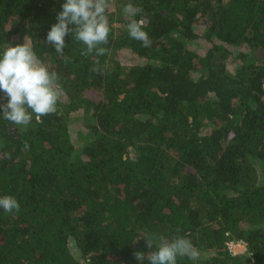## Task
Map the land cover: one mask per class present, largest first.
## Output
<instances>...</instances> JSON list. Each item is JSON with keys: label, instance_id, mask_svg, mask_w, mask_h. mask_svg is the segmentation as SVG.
Returning a JSON list of instances; mask_svg holds the SVG:
<instances>
[{"label": "trees", "instance_id": "trees-1", "mask_svg": "<svg viewBox=\"0 0 264 264\" xmlns=\"http://www.w3.org/2000/svg\"><path fill=\"white\" fill-rule=\"evenodd\" d=\"M63 2L0 0V52L28 44L63 90L27 127L0 112V197L20 204L0 208V264H140L146 234L190 239L177 264H264V0H111L100 72L71 34L67 63L47 43Z\"/></svg>", "mask_w": 264, "mask_h": 264}, {"label": "clouds", "instance_id": "clouds-1", "mask_svg": "<svg viewBox=\"0 0 264 264\" xmlns=\"http://www.w3.org/2000/svg\"><path fill=\"white\" fill-rule=\"evenodd\" d=\"M111 0H64L62 10L57 14V22L47 33L46 41L55 48L58 56L64 54L65 37L71 34L72 39L82 43V56L95 54L97 59L91 71L100 72L99 57L106 54L110 34L108 10ZM123 14L129 18L127 31L130 38L140 41L141 46L151 47L143 22L132 18V5H125ZM0 91L7 98V103H0L2 117L15 125L27 127L35 115L36 121L41 117L56 111V106L62 96V87L56 72H50L36 56L32 47L26 43L5 46L0 52ZM31 110V111H29ZM28 145L25 144V148ZM5 158L10 154L5 153ZM0 208L6 213L20 211L19 202L12 196L0 197ZM179 231V229L177 230ZM146 247L155 250L147 254L134 252V257L142 264L147 259L148 264H177L178 257H187L193 261L200 256L199 250L191 240L184 236H174L171 239L164 236L146 234Z\"/></svg>", "mask_w": 264, "mask_h": 264}, {"label": "rangeland", "instance_id": "rangeland-1", "mask_svg": "<svg viewBox=\"0 0 264 264\" xmlns=\"http://www.w3.org/2000/svg\"><path fill=\"white\" fill-rule=\"evenodd\" d=\"M119 58L123 66H129L136 62V60L130 59L131 57L126 54H121ZM82 117H83L82 112L74 114L73 120L71 122V133L74 142L76 143L77 146H80L84 142V138H85L86 129L85 126L83 125ZM237 251H239V248H237Z\"/></svg>", "mask_w": 264, "mask_h": 264}, {"label": "built area", "instance_id": "built-area-1", "mask_svg": "<svg viewBox=\"0 0 264 264\" xmlns=\"http://www.w3.org/2000/svg\"><path fill=\"white\" fill-rule=\"evenodd\" d=\"M237 248H239V251H237ZM228 249L229 252L234 256L242 255L247 251L246 244L244 242H229Z\"/></svg>", "mask_w": 264, "mask_h": 264}]
</instances>
